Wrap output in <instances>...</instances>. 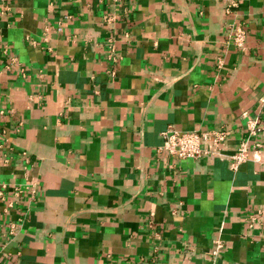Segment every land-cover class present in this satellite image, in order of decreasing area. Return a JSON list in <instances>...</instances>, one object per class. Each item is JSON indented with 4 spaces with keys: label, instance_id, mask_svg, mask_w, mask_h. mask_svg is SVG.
Wrapping results in <instances>:
<instances>
[{
    "label": "crops",
    "instance_id": "0c3cea01",
    "mask_svg": "<svg viewBox=\"0 0 264 264\" xmlns=\"http://www.w3.org/2000/svg\"><path fill=\"white\" fill-rule=\"evenodd\" d=\"M262 98L264 0H0V264H264ZM222 126L236 169L159 149Z\"/></svg>",
    "mask_w": 264,
    "mask_h": 264
},
{
    "label": "built area",
    "instance_id": "2783aa9c",
    "mask_svg": "<svg viewBox=\"0 0 264 264\" xmlns=\"http://www.w3.org/2000/svg\"><path fill=\"white\" fill-rule=\"evenodd\" d=\"M229 36L238 47H243L247 36L246 29L243 25H234ZM261 101L264 115V98ZM247 130L249 131V136H254L260 131H264V117L258 116L250 120ZM229 137L230 131L224 126L218 129L200 131H181L170 127L162 133L163 142L159 149L179 160L192 159L200 162L211 156L226 157L227 155L223 151ZM250 151L248 139L241 141L237 146L236 153L227 156L230 160V166L233 169L238 168L240 164L249 159ZM40 191L39 184L31 181L16 185L11 191L7 185H0V199L4 205L3 212L8 214L12 209L20 207L22 203L29 205L36 203L40 197ZM27 218L26 212L18 219L9 221L6 224L0 221V239H4L5 242L11 241L27 222ZM1 246L3 247V244L0 242V252L2 251ZM224 247L223 241L217 238L213 242L212 257H218Z\"/></svg>",
    "mask_w": 264,
    "mask_h": 264
}]
</instances>
